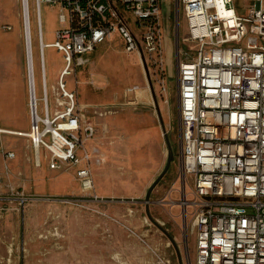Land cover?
<instances>
[{"label": "built area", "instance_id": "2783aa9c", "mask_svg": "<svg viewBox=\"0 0 264 264\" xmlns=\"http://www.w3.org/2000/svg\"><path fill=\"white\" fill-rule=\"evenodd\" d=\"M33 1L42 97L35 93L29 4L20 0L29 129L0 128V135L28 139L37 167L42 153L49 170L74 169L79 202L106 203L94 185V168L105 163L103 130L91 117L104 119L118 106L137 105L139 88L124 90V104L80 106L66 78L73 75L77 86V72L90 64L87 55L114 37L125 53L165 72L163 0ZM171 1L187 27L186 49L177 38L175 53L179 172L186 185L179 206L189 221L186 234L196 231L194 264H264V0H252L245 16L235 11L234 0ZM41 4L59 9L60 27L50 44L43 42ZM47 47L64 62L52 87V109L43 58ZM0 151L4 163L15 158L1 145ZM41 200L0 176V210L20 212ZM154 257L156 264H169Z\"/></svg>", "mask_w": 264, "mask_h": 264}, {"label": "rangeland", "instance_id": "374dc122", "mask_svg": "<svg viewBox=\"0 0 264 264\" xmlns=\"http://www.w3.org/2000/svg\"><path fill=\"white\" fill-rule=\"evenodd\" d=\"M251 2L234 0L233 7L239 15L245 16ZM28 4L35 93L40 99L41 73L34 1L28 0ZM58 14V7L41 4L45 44L54 42V32L60 27ZM161 21L166 71L160 74L157 68L148 67V70L173 159L150 195L148 212L171 235L175 248L149 220L145 207V194L165 166L167 147L141 62L136 55L125 53L121 42L113 38L87 55L90 64L77 72V86L73 75L66 78L67 88L77 90L80 106L124 104V90L133 86L139 88L137 105L118 106L113 116L95 118L97 124L103 125L97 126L104 128L105 133L102 132L101 136L109 149L104 153L103 168L98 175L95 174V190L97 195L108 200L96 204L79 202L82 195L74 169L49 170L42 153L41 165L36 167L28 139L0 135L2 148L15 153L13 160L4 163L0 151V176L4 183L10 182L25 193L45 199L28 204L20 212L9 210L11 207L0 210V264H123L120 257L134 264L137 252L133 244L130 246L131 241L140 242L150 253V264H156L155 255L169 264H178L177 252L182 264L195 263L196 231L186 234L189 221L182 217L179 206L186 185L179 172L175 53L177 38L181 47L186 49L187 27L181 10L180 19H177L175 2L171 0H163ZM6 26L11 29L5 30L3 27ZM4 44L23 46L20 0H0V50ZM43 58L48 105L52 109V87L64 62L61 55L50 47L44 48ZM21 76L16 74L14 66H4L0 62V83L9 84L8 106L11 108L16 105V77L21 79L27 103L25 69ZM163 84L166 92H162ZM41 104L40 101L37 103L39 113ZM25 110L26 114H23L21 109L20 116L9 117L0 113V128L28 130L27 107Z\"/></svg>", "mask_w": 264, "mask_h": 264}, {"label": "crops", "instance_id": "0c3cea01", "mask_svg": "<svg viewBox=\"0 0 264 264\" xmlns=\"http://www.w3.org/2000/svg\"><path fill=\"white\" fill-rule=\"evenodd\" d=\"M114 39L120 41L119 38H117V37H114ZM15 40L17 41V37ZM0 62H2V64H4V66H8V65L14 66L16 74L18 76L20 75V77L22 78L21 75L23 74V70L25 69L23 46L19 45V44L13 45V46L4 44L0 50ZM20 77H16V79H15L16 105L13 108L8 106L9 94H11V89L9 88V84H7V82L0 83V86H1L0 87V95H1L0 96V98H1L0 99V113L4 116L11 117L14 114L15 115L18 114L20 116L21 115V109L23 110L22 113L26 114L25 109L27 107V103H26V98L24 96L23 88L21 85ZM91 120L96 123L95 118L91 117ZM97 125H101V124H97ZM101 126H103V125H101ZM4 130H10V129H4ZM101 130H103V133H105V130L103 127L101 128ZM12 131H15V130H12ZM25 131H27V130H18V131L16 130L15 132H25ZM101 150L103 153L106 154L109 149L107 147L103 146L101 148ZM35 166H36V164H35ZM103 166L94 168V174H97L99 171H101ZM96 179L97 178H95V180ZM99 179H102V178H99ZM75 180H76V178H75ZM94 185H95V181H94ZM129 244H130V246H131V244H133L136 247L137 255L135 256V259L133 260L134 264H150V262H148V261L152 259V256H150V253L147 252L144 247H142V244L140 242L131 241V242H129ZM113 259L116 261L115 256L113 257ZM119 261H121L123 264H129V263L125 262L121 257H120ZM116 263L118 264V262H116Z\"/></svg>", "mask_w": 264, "mask_h": 264}, {"label": "water", "instance_id": "95a60500", "mask_svg": "<svg viewBox=\"0 0 264 264\" xmlns=\"http://www.w3.org/2000/svg\"><path fill=\"white\" fill-rule=\"evenodd\" d=\"M141 65L143 67V70H144V73H145V78L147 80V84H148V87H149V90H150V93H151V97H152V100H153V105H154V108H155V112L157 114V118H158V121H159V124H160V127H161V132H162V136L164 138V142H165V145L167 147V151H168V154H167V160H166V163H165V166L163 168V170L161 171V173L156 177V179L152 182V184L150 185V187L148 188L146 194H145V207H146V215L147 217L149 218V220L165 235L167 236V238L169 239V241L172 242V244L174 245V248H175V244H174V241L172 239V237L156 222L154 221L149 212H148V205H149V198H150V195L153 191V189L157 186V184L162 180V178L165 176V174L167 173L169 167H170V164L172 162V159H173V155L171 153V147H170V142H169V139H168V136H167V132L165 130V127L163 125V120H162V117H161V114H160V110H159V106H158V102H157V99H156V95H155V92H154V88H153V85H152V82H151V79H150V74H149V70H148V67L144 61L143 58H141ZM177 258H178V264H182L181 262V258H180V254L177 252Z\"/></svg>", "mask_w": 264, "mask_h": 264}, {"label": "flooded vegetation", "instance_id": "af4514ba", "mask_svg": "<svg viewBox=\"0 0 264 264\" xmlns=\"http://www.w3.org/2000/svg\"><path fill=\"white\" fill-rule=\"evenodd\" d=\"M164 229V228H163ZM165 230V229H164ZM166 231V230H165ZM170 235V234H169ZM171 236V235H170ZM166 238H167V236H166ZM173 239V238H172ZM169 240V239H168ZM174 246V245H173Z\"/></svg>", "mask_w": 264, "mask_h": 264}]
</instances>
